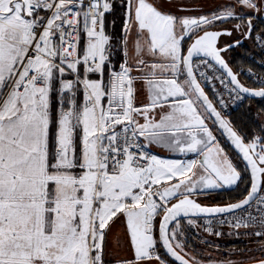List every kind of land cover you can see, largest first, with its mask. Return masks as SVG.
<instances>
[{
    "label": "snow or ice",
    "instance_id": "6c2138e0",
    "mask_svg": "<svg viewBox=\"0 0 264 264\" xmlns=\"http://www.w3.org/2000/svg\"><path fill=\"white\" fill-rule=\"evenodd\" d=\"M114 3L0 0V264H106L107 231L121 216L132 256L120 264H168L160 248L175 264H236L186 250L183 225L199 229V219L209 235H223L218 224L254 237L260 255L251 264H264V125L241 134L201 83L217 79L234 99L264 98V78L249 89L222 56L241 41L219 46L233 31L252 36L264 0H227L199 16L120 0L119 37L105 30ZM231 20L239 22L213 30ZM212 61L227 83L201 70ZM138 83L147 94L139 106ZM217 103L226 106L222 96ZM209 120L246 162L238 202L196 199L242 180ZM151 146L194 158L164 159Z\"/></svg>",
    "mask_w": 264,
    "mask_h": 264
},
{
    "label": "rangeland",
    "instance_id": "374dc122",
    "mask_svg": "<svg viewBox=\"0 0 264 264\" xmlns=\"http://www.w3.org/2000/svg\"><path fill=\"white\" fill-rule=\"evenodd\" d=\"M194 2H197L196 5L191 4V0H156V3L165 11H169L171 13H174L176 15H189V16H199L202 14H210L214 11H216L220 5L225 4L227 0H194ZM181 7H186L189 10L187 11H180ZM191 7H197V8H191ZM123 9L120 7V0H115L114 3V9L111 14H106V20H105V30L108 26V24L111 22V20L115 21V24H117L116 27L119 26L118 33L121 32V27L123 24ZM232 21V22H231ZM225 23H219L217 24V27L213 30H220V29H231L232 26L236 23L233 22L234 20H231ZM243 34L240 32L233 31V34L231 36H222L219 40V46L224 47L238 39L243 38ZM244 45H250L249 40L244 41ZM121 55V54H120ZM224 57L228 60V53H224ZM116 60H114L115 63ZM258 123L260 125H264V117L263 115L257 116ZM210 127L212 128L214 135L217 138V141L219 142L220 146L225 150L229 158L231 159L232 163L237 168L238 160L237 156L230 150L225 149V145L221 141V136L217 132V130L213 127V124L208 121ZM223 140V139H222ZM224 141V140H223ZM225 143V141H224ZM211 195V194H209ZM212 198L204 195L199 196L197 200L202 204H212L210 203V200ZM231 203V202H228ZM226 204V203H221ZM159 219V218H158ZM198 224L200 225L199 221ZM187 226L186 224H184ZM189 227V226H188ZM190 228V227H189ZM112 229H116V226H113ZM190 230L197 235V237L200 238V240H197L198 245V252L202 254L201 258L196 256L197 258L208 261V260H232L235 261L236 264H242L251 262L252 257H259L260 253L258 251L259 245L255 242V238L249 239L248 237L240 236L237 238L235 235L230 236L229 232L232 230L223 229L220 230L223 235L222 236H215V235H209L207 232H205L201 227L199 229H192ZM157 234V233H156ZM201 240H206L208 243H201ZM116 241V240H115ZM112 242V239H107L105 243V262L106 264H120L121 261L130 259L132 256V252L130 248H126L125 244H122L120 240H117ZM237 241H242L245 243L246 247L242 250H236L233 248H230L223 252V250H220V248L224 247L227 244H232ZM124 245V246H123ZM219 245V248H216L215 246ZM161 249V248H160ZM251 249V251H250ZM187 251H191L188 247H186ZM211 254V255H209ZM168 264H171L168 262Z\"/></svg>",
    "mask_w": 264,
    "mask_h": 264
},
{
    "label": "trees",
    "instance_id": "16d2710c",
    "mask_svg": "<svg viewBox=\"0 0 264 264\" xmlns=\"http://www.w3.org/2000/svg\"><path fill=\"white\" fill-rule=\"evenodd\" d=\"M113 20H111L112 22ZM232 22V21H231ZM233 22L238 23L239 21L234 20ZM254 23L256 24V28L252 36L249 38L250 45H240L236 48L229 50L228 53V63L231 68L238 74V70L242 67H248L253 70L258 71L259 66L257 61L261 59L260 52L257 51L256 46L253 44V36L256 33L264 32V19L257 18ZM117 24L114 25V30H118L119 26L116 27ZM190 43V40L184 43V49H186L187 45ZM246 85L252 88H256L252 84L246 82ZM263 115L264 117V99L260 100H252V99H245V101L234 109L228 116L227 120H229L234 129L238 130L241 134L246 135L247 137H251L254 132L258 133L260 131V124L258 123L257 116ZM222 143L225 145V149L230 150L228 145L224 143L221 139ZM238 160V158H237ZM237 169L242 173V180L238 183V185L232 190H223L220 192L213 193L208 195L211 197L210 203L212 204H221V203H228V202H235L243 198L246 195L247 189L249 187V175L245 171L244 166L238 160ZM183 223V220H182ZM184 226L185 229V238H186V247H188L193 254L200 257L202 256L201 253L198 251L197 240H200L197 235H195L188 226ZM246 245L242 241H237L232 244H227L223 248L221 247L220 250L226 251L230 248L236 250L245 249ZM161 256L171 264L172 263L160 249Z\"/></svg>",
    "mask_w": 264,
    "mask_h": 264
},
{
    "label": "built area",
    "instance_id": "2783aa9c",
    "mask_svg": "<svg viewBox=\"0 0 264 264\" xmlns=\"http://www.w3.org/2000/svg\"><path fill=\"white\" fill-rule=\"evenodd\" d=\"M257 34L256 33L253 36V44L256 46V49L261 54V59L257 61L259 70H253L248 67H242L238 70V76L239 78L246 84V82L252 84L256 88H259L261 85L258 82V78H264V43L257 40ZM203 71H206L208 77H218L222 76L225 80V83H227V78L218 71L214 66L209 67L207 69H201ZM249 72L253 73V76H249ZM202 86L204 87L205 92L207 93L210 100L213 101L214 105L217 107L219 111H221L222 116H224L227 119V116L237 107L242 105V103L245 101V97L243 99H234L233 96H230L229 93L225 89V85L221 84L219 80L217 79H211L210 81H201ZM219 96H222L225 105L224 107H221L219 103H217V99ZM146 150L150 151L152 154H155L152 150L147 148ZM156 155V154H155ZM200 223V227L204 230V221L203 219L198 220ZM223 229H230L227 225L220 226L218 224H214V231H220ZM231 230V229H230ZM241 233H243L245 230L240 229ZM243 236V235H242ZM245 237V236H244Z\"/></svg>",
    "mask_w": 264,
    "mask_h": 264
},
{
    "label": "crops",
    "instance_id": "0c3cea01",
    "mask_svg": "<svg viewBox=\"0 0 264 264\" xmlns=\"http://www.w3.org/2000/svg\"><path fill=\"white\" fill-rule=\"evenodd\" d=\"M192 5L197 6V2H194V0H191ZM191 8H197V7H191ZM106 27V26H105ZM119 29V28H118ZM106 32L110 35H114L115 37H119L120 34L118 33V30H114V26L112 25V22H110L106 28ZM123 57L120 55L119 52L115 55V63L118 65L122 61ZM137 99L136 103L137 105L145 104L147 94L144 89V86L142 84H137ZM150 150H152L156 155H158L161 158L164 159H191L194 158V155H179V156H170L169 153H166L164 150L156 148L154 146L149 147ZM124 218L121 216L119 219H116L114 223H110V229L107 231L106 240L112 239L113 241L120 240L122 244H125L126 248H130L128 237L126 235V227L123 222ZM113 226H116V229H112ZM115 241V243H116ZM106 243V241H105ZM124 246V245H123Z\"/></svg>",
    "mask_w": 264,
    "mask_h": 264
},
{
    "label": "water",
    "instance_id": "95a60500",
    "mask_svg": "<svg viewBox=\"0 0 264 264\" xmlns=\"http://www.w3.org/2000/svg\"><path fill=\"white\" fill-rule=\"evenodd\" d=\"M250 38V37H249ZM249 38H245V37H243V38H241V39H238L239 41H241V44L240 45H242V44H244V41H246V40H249ZM237 41V40H236ZM235 42V41H234ZM190 43H191V41H190ZM189 43V44H190ZM233 43V42H232ZM232 43H230V44H232ZM189 44L187 45V47L189 46ZM187 47H186V49H185V52H186V50H187ZM234 48H236V47H234ZM231 49H233V48H230L229 50H231ZM228 50V51H229ZM227 51V52H228ZM224 53H226V52H224ZM224 53H222V56H223V58L225 59V61L228 63V61H227V59L224 57ZM194 60H198V58H194ZM211 64L218 70V71H220L226 78H227V80L229 79L228 77H227V75L224 73V71L222 70V69H220L219 68V66L218 65H215V62L214 61H212L211 62ZM228 65H229V63H228ZM229 67L231 68V66L229 65ZM232 69V68H231ZM232 71H233V73L234 74H236L237 75V73L232 69ZM237 77H238V79H239V81H240V83L241 84H243L244 86H246V87H248L249 89H258V88H252V87H249L248 85H246L240 78H239V76L237 75ZM207 94V93H206ZM241 95H243L246 99H252V100H260V99H264V98H257V97H250V96H247V95H244V94H241ZM146 100H147V98H146ZM146 103H147V101H146ZM224 117V116H223ZM225 118V117H224ZM226 119V118H225ZM210 122H211V120H210ZM213 127L217 130V132L219 133V135L221 136V138L225 141V143L228 145V147L231 149V151L238 157V159L240 160V162L242 163V165L244 166V168H246V162L242 159V156L238 153V151L234 148V146L231 144V142L229 141V139L227 138V136H226V134H224L223 133V130H221V129H219V127L217 126V125H213ZM154 147H156V148H159V149H162V150H164L166 153H169V155L170 156H179V155H182V154H180V153H172V152H169V151H167V150H165V149H163L162 147H159V146H154ZM186 155H194V154H191V153H189V154H186ZM248 173V172H247ZM249 175V174H248ZM237 185H235V186H233V187H231V188H224V189H220V190H214V191H210L208 194H206V195H209V194H213V193H216V192H220V191H223V190H232V189H234L235 187H236ZM199 197V196H198ZM198 197H196V199L198 198ZM239 201V200H238ZM238 201H235V202H238ZM199 202V201H198ZM235 202H231V203H235ZM200 203V202H199ZM202 204V203H201ZM226 204H230V203H226ZM226 204H202V205H207V206H217V205H220V206H222V205H226ZM182 220H183V218H181ZM157 236H158V225H157ZM161 250L163 251V253L165 254V256L172 262V263H174L175 264V262L174 261H172V259L170 258V257H168L167 256V254L165 253V251L163 250V248H161ZM242 264H251V262H247V263H242Z\"/></svg>",
    "mask_w": 264,
    "mask_h": 264
},
{
    "label": "flooded vegetation",
    "instance_id": "af4514ba",
    "mask_svg": "<svg viewBox=\"0 0 264 264\" xmlns=\"http://www.w3.org/2000/svg\"><path fill=\"white\" fill-rule=\"evenodd\" d=\"M200 196H203L204 197V195H200ZM205 196H207V195H205Z\"/></svg>",
    "mask_w": 264,
    "mask_h": 264
}]
</instances>
